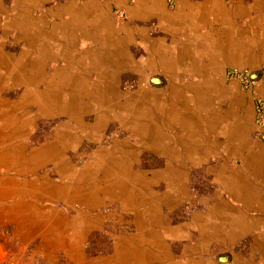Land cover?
I'll use <instances>...</instances> for the list:
<instances>
[{"label":"rangeland","instance_id":"374dc122","mask_svg":"<svg viewBox=\"0 0 264 264\" xmlns=\"http://www.w3.org/2000/svg\"><path fill=\"white\" fill-rule=\"evenodd\" d=\"M50 1L43 8H35L27 0L0 2V137L15 117H10L8 104L24 101L25 108L15 119L22 115L29 125L20 135L23 138L19 136L12 145H22L26 155L41 149L33 170L18 171L0 161V264H256L262 255L252 248L250 237L257 233L225 228V223L214 216L238 219V213L229 209L232 206L223 204L229 194L221 186L224 179L218 173L240 169L248 153L259 152L257 147L252 152L226 151L217 146L206 152L186 153L206 161L200 166H186L179 178L171 176L170 172L178 169L176 147L171 149L174 142L170 138L169 145L161 147L160 134H172L169 124L176 119L177 108L182 107L183 102L178 101L182 89L174 78L177 64L164 66L165 61L162 66L145 68L151 52L144 48L141 37L146 24L135 23L128 11L137 0H77L93 12L94 7L100 14L103 10L107 26L100 33L83 29V23L74 35L70 30L81 55L75 65L71 57H52L43 49V43H51L46 38L48 32L68 20L69 14L63 11L69 12L71 7L63 6L75 2ZM159 1L166 6V13L177 12L178 0ZM255 2L257 12L249 17L262 19L258 12L264 17V0L244 3L250 6ZM18 12L22 22L27 15L32 19L25 30L28 35L13 26ZM47 13L48 28L41 23ZM95 15L89 18L93 26L98 23ZM98 33L103 36H98L103 38L102 45L101 40L89 38ZM153 36L158 41L161 35L153 32ZM65 38L70 39V35ZM158 47L154 45V50ZM95 51L99 58H106L105 65L90 60L89 54ZM39 60L45 77L43 70L39 84L32 86L35 61ZM154 79L160 82L154 83ZM53 81L54 88L50 87ZM213 81L208 89L194 90L213 95L214 108L221 113L235 106L232 103L239 105L247 93L254 103L257 98L264 100L261 61L217 70ZM29 92L35 100L27 103L23 97L29 98ZM45 92L54 95L57 103L43 99ZM200 102L184 103V112L191 109L189 106L196 110ZM239 110L245 114L243 107ZM255 124V132L250 126H245V131L264 145V124L257 122L256 115ZM10 131L11 126H7L4 144L11 143L7 141ZM153 134L155 146L149 140ZM57 146L64 161L41 156ZM86 184L89 188L86 194L81 191L83 199L57 193L58 187L82 189ZM100 187L99 200L91 205L93 190ZM222 257L227 261L221 262Z\"/></svg>","mask_w":264,"mask_h":264},{"label":"crops","instance_id":"0c3cea01","mask_svg":"<svg viewBox=\"0 0 264 264\" xmlns=\"http://www.w3.org/2000/svg\"><path fill=\"white\" fill-rule=\"evenodd\" d=\"M27 1L31 2V5H35V8H43L51 2L50 0ZM154 1L137 0L132 7H129L128 11L135 23L144 21L146 24L144 25L145 28L142 29L143 35L141 37H143L144 48L151 52L146 59L145 68H150L156 64L162 66L165 61L167 63L164 66L177 64L174 78L177 80L175 81L177 86L182 89L178 101L183 103L181 104L182 107L177 108L176 122L174 120L169 124L170 127L173 126V128L171 127L172 134L170 136L167 133L160 134L161 147L169 145V138L171 141L173 140L174 145L171 149L176 147L175 150L177 151L178 169L174 173L176 178L185 173L183 169L186 166H200L206 161L200 157L193 159V155L189 157L186 153L206 152L217 146L226 151L252 152L251 149L254 146L257 147L259 152L255 155L248 153L246 161L239 166L240 169L233 167L237 171L234 170L235 172L230 174L229 172L232 170L218 173V176L224 179L220 183L221 186L225 189V193L229 194L228 200H224L223 204L227 208L232 206L229 208L230 211L238 213L236 215L238 219L235 221L225 215L224 219L220 220L225 223V228L230 227L231 229L236 228L240 232L244 230L257 233L250 237L251 246L257 250L258 255H262L256 264H264V145L259 139L253 138L249 130L245 131V126H250L252 132L257 129L253 96L247 93L239 105L232 103L235 106L223 111L226 112L224 114L219 108H214L216 99L213 95H208L203 91L198 93L194 90L196 88H210V85L214 83L213 72L217 70L223 72L226 67L236 63L260 62L257 60V56L260 54L256 52L255 48H252L250 42L257 43L256 41L259 40L258 44H264L263 40L260 39L261 36L258 35L264 28V17L261 12L258 13L262 19L249 17L253 11L257 12V6L256 2L248 6L249 4L244 3L245 0L238 2L236 0H229L228 2L226 0H178L177 12L174 14L166 13L164 11L166 6L160 1ZM75 5L81 8L86 6L81 1L75 0V2L65 4L63 7H71L70 9H72ZM90 5L92 6V4ZM99 7L101 9V5ZM67 11L68 9H65L63 12ZM97 14L98 22L101 25L99 31L101 32L107 25L104 21L103 10L101 14L97 10ZM48 17L47 13L42 18L46 20ZM151 20L157 23L156 27L153 26ZM48 25L49 23H46V26ZM77 28L69 30L74 35V30ZM153 32L161 35L158 37L160 38L158 41L153 36ZM96 36L89 38L99 40L100 37H103L99 34ZM100 40L102 45L103 38ZM170 41L171 43H168ZM156 44L159 46L157 51L154 50ZM111 47L113 46L111 45ZM75 49H77L76 44ZM251 52L257 53L256 56L250 55ZM94 53L98 54L97 51ZM187 74L189 77H193V80H185V78H189ZM101 76L104 78L103 75ZM184 88H191L192 90L190 92ZM259 90L261 91V88ZM196 100L201 101L196 107L197 109L193 110L195 108L189 106L191 109H185V113L184 105H192L191 103ZM240 106L243 107L245 114L239 110ZM161 138L164 140L162 141ZM149 140L152 145L157 144L154 134L149 137ZM39 152L41 149L35 152V157ZM0 165L3 166L1 163ZM221 167L226 168L224 165ZM180 181L185 182L182 178ZM217 210L220 208L218 207ZM217 215L214 218L218 217ZM244 264L252 263L245 261Z\"/></svg>","mask_w":264,"mask_h":264},{"label":"bare ground","instance_id":"6f19581e","mask_svg":"<svg viewBox=\"0 0 264 264\" xmlns=\"http://www.w3.org/2000/svg\"><path fill=\"white\" fill-rule=\"evenodd\" d=\"M1 2V0H0ZM30 7V6H29ZM32 8V7H30ZM93 9V8H92ZM92 9L90 7H79V6H76L74 7V9H70L69 12L67 11L66 13H68L69 17H68V20L65 21V22H61L60 24H57L54 29H52L51 32H48V35H46V38H48L49 40H51V43L49 44H46V43H43L45 44L43 49L45 50L46 54L52 56V57H57V56H60L64 59H71L75 62L74 65L78 62V58L80 57L79 55V52L78 50L75 49V40L73 39V36L72 34H70V30L69 29H75L76 27H81L82 23L84 24V27L83 29L87 30V31H93L95 30L96 32H99V29H100V23L98 22L97 24H95L94 26L91 25V24H94L89 18L92 16H94V12H95V19H97V9L94 7V12L92 11ZM20 12V11H19ZM18 12V17L14 16V18L16 19L17 22H15V24L13 26H15L16 29H18L19 32H21L22 34H26L28 35V31L25 32L26 29L29 28L30 26V22H31V17L29 15H27L24 19V22H22L20 20V16H21V13ZM62 14V13H61ZM22 15H25L24 13H22ZM94 20V19H93ZM47 20H43L41 21V23H44L43 24V27L46 26V22ZM98 21V19H97ZM22 24H20V23ZM95 22V21H94ZM256 22V21H255ZM259 24V23H258ZM10 26V25H9ZM88 26V28H87ZM5 27V26H4ZM41 27V28H43ZM47 27V26H46ZM70 27V28H69ZM6 28V27H5ZM13 28V27H12ZM40 28V29H41ZM48 28V27H47ZM87 28V29H86ZM104 28H106L104 26ZM15 29V30H16ZM43 31V30H42ZM42 31H40L41 33H43ZM100 33V32H99ZM98 33V34H99ZM259 33V32H258ZM96 34V35H98ZM256 34V33H255ZM40 35V33H39ZM70 35V39H66L65 37L69 36ZM96 35H93L90 34L89 37H97ZM259 36H261V40H263L264 42V28L261 30V32L258 34ZM38 37V36H37ZM41 37V36H40ZM44 39V38H43ZM37 42V38L35 36V43ZM68 42V43H67ZM257 43L255 42H250L252 48H255L256 49V52L261 54L257 56V60L258 61H262L264 62V44L261 43V44H258L259 43V40L256 41ZM34 43V42H33ZM35 46V45H34ZM37 46V45H36ZM32 48V47H31ZM30 48V49H31ZM5 49V48H4ZM31 51V50H29ZM58 51V52H57ZM263 53H262V52ZM76 52V53H75ZM261 52V53H260ZM255 53V54H257ZM44 54V53H43ZM45 54V55H46ZM94 54V56H93ZM250 55H255L253 54L252 52L249 53ZM6 55V54H5ZM91 58L90 60L92 61V59L96 60L97 63H99L100 65L106 63V58H99L98 54H95L94 52H91ZM8 56V55H7ZM21 56V55H20ZM26 56V55H25ZM44 56V55H43ZM256 56V55H255ZM19 57V56H18ZM46 57V56H45ZM13 58V57H12ZM16 58V57H15ZM61 58V59H62ZM98 58V59H96ZM110 58V57H109ZM255 59V57H253ZM5 59V58H4ZM56 59V58H55ZM256 60V59H255ZM34 62V61H33ZM40 60L37 62L35 61V77L33 76L31 78V82L35 83H31L32 86L34 85H38V81L43 78V70H44V67H43V64H40ZM4 63V62H3ZM11 63V62H10ZM39 63V64H38ZM14 64V63H13ZM32 64V63H31ZM34 64V63H33ZM81 64V63H80ZM3 64H1L0 66H2ZM11 65V64H10ZM15 65V64H14ZM30 65V63H29ZM12 66V65H11ZM16 66V65H15ZM41 66V67H40ZM12 68V67H11ZM18 68V67H17ZM28 68V67H27ZM34 68V67H33ZM3 69V68H2ZM29 69V68H28ZM18 70V69H17ZM31 70V68H30ZM47 70V69H46ZM27 71V70H26ZM13 72V71H12ZM20 72V71H19ZM32 73V72H30ZM69 73V72H68ZM72 73V72H70ZM25 74V73H24ZM74 74V73H73ZM10 75V74H9ZM12 75V74H11ZM27 76V75H26ZM48 76V75H46ZM66 77V80L68 79V74L66 73L65 75ZM44 77H45V70H44ZM11 78V77H10ZM22 77H20L19 79H17V82L21 79ZM25 79V77H23ZM1 79V78H0ZM8 79V78H7ZM27 79V78H26ZM56 79V77H55ZM5 80V79H4ZM12 80V79H11ZM28 82V81H27ZM30 82V81H29ZM2 83V82H1ZM0 83V84H1ZM5 83V82H4ZM50 87H55V83L54 81L50 83ZM64 84V83H63ZM19 85V84H18ZM72 85V84H71ZM31 86V85H30ZM69 86V85H68ZM67 86V87H68ZM71 87V86H70ZM51 88V90L53 89ZM61 89V88H60ZM113 89V88H112ZM72 91V90H71ZM52 92V91H51ZM107 93V92H106ZM32 94L31 92H29V98L28 97H23L24 99L27 100V103L29 101V99L31 101L35 100V97L33 95H30ZM37 94L35 93V96ZM88 95V94H86ZM27 96V95H25ZM43 96V97H42ZM52 94H48V92H45V96L44 95H41V97L44 99L45 97H47L48 99V102H51L52 101L54 103H57L56 100H55V97L51 98ZM59 97V96H58ZM89 97V96H88ZM39 98V97H38ZM57 98V97H56ZM61 99V98H60ZM46 101V100H45ZM61 103V102H60ZM107 103V102H106ZM25 104L26 102L22 101V102H16L15 104H8L9 105V114H10V117L11 116H15L14 118H12L13 120V123L11 121H8L9 124L7 123L6 125V129H7V126H11V134L9 133V137L7 138V141L9 139V141L11 142L10 144L7 143V144H4V139L6 137V129L3 128L4 130V134H3V137L1 138L0 137V140H1V143L0 145H2V147L0 148V161L1 163L5 164L7 167H12L14 169H17L18 171H23L25 170V168L29 169V170H33L34 167H35V153L33 154H30V155H26L25 154V148L22 146V145H12L13 143L17 142L18 138L20 135H24L26 133V130L28 128V125H29V122H27L28 119H25L24 116L21 115V118L20 120L19 119H15L16 116L18 115L19 112L23 111V109L25 108ZM74 104H76L74 102ZM60 105V104H59ZM58 106V105H57ZM2 107V106H1ZM8 109V108H7ZM2 110V109H1ZM48 110V109H47ZM59 110V109H58ZM60 111V110H59ZM65 112V111H64ZM7 116H8V113H7ZM24 118V119H23ZM10 119V118H9ZM6 120V119H5ZM4 120V121H5ZM6 123V122H4ZM81 124V123H80ZM4 126V125H3ZM2 126V127H3ZM5 127V126H4ZM9 128V127H8ZM99 128V127H98ZM96 129V128H95ZM0 131L2 132V129L0 128ZM94 131V130H93ZM98 132V131H97ZM23 136H20V138H22ZM6 140V139H5ZM55 149H59L61 151H56ZM62 153V149H60L58 146L57 147H53V148H48L44 154H42L41 156L44 158V159H50V160H53L55 159L58 160L60 159V161H64L65 158H63V154ZM177 154V153H176ZM176 157V155L174 156V158ZM176 159V158H175ZM110 160V158H109ZM99 163V162H97ZM102 162L100 161V164ZM247 163V162H246ZM63 164V163H62ZM247 168V167H246ZM173 169V168H172ZM177 169H175L173 172H170L172 173L171 176H175L176 177V174H174ZM222 174V173H221ZM238 174V173H237ZM236 174V176H238ZM240 174V173H239ZM71 187H58V190H57V193L58 195H61L62 197L64 198H79L81 197V191L83 192V194H86L88 193V188L89 186L86 184L85 186L82 187V189L80 188V186H76L75 189H70ZM103 190L101 187L98 188V189H94L93 190V201L91 202V205L93 204H97V200H99V191ZM55 189L52 190V192H54ZM110 191V190H109ZM114 191V190H113ZM91 191H89L90 193ZM182 193V192H181ZM110 194V193H109ZM113 194V193H112ZM116 196V195H115ZM82 198V197H81ZM83 199V198H82ZM87 200V199H86ZM183 202V201H182ZM173 205V204H172ZM219 219H224V216L223 215H217ZM207 224V223H206ZM208 236V234H207ZM206 236V237H207ZM210 236V235H209ZM208 236V237H209ZM205 237V238H206ZM216 237V236H215ZM214 238V237H213ZM220 242V241H219Z\"/></svg>","mask_w":264,"mask_h":264},{"label":"built area","instance_id":"2783aa9c","mask_svg":"<svg viewBox=\"0 0 264 264\" xmlns=\"http://www.w3.org/2000/svg\"><path fill=\"white\" fill-rule=\"evenodd\" d=\"M255 115L259 124H264V100L261 98L255 99Z\"/></svg>","mask_w":264,"mask_h":264},{"label":"water","instance_id":"95a60500","mask_svg":"<svg viewBox=\"0 0 264 264\" xmlns=\"http://www.w3.org/2000/svg\"><path fill=\"white\" fill-rule=\"evenodd\" d=\"M153 82H154V83H159L160 80H159V79H154ZM220 261H221V262H225V261H227V257H222V258H220Z\"/></svg>","mask_w":264,"mask_h":264}]
</instances>
